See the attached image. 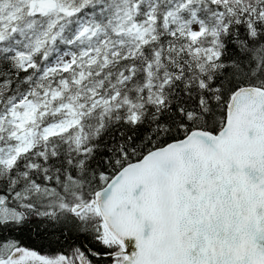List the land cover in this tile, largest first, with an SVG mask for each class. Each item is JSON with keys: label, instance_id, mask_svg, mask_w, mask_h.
Masks as SVG:
<instances>
[{"label": "snow or ice", "instance_id": "snow-or-ice-1", "mask_svg": "<svg viewBox=\"0 0 264 264\" xmlns=\"http://www.w3.org/2000/svg\"><path fill=\"white\" fill-rule=\"evenodd\" d=\"M0 264H264V0H0Z\"/></svg>", "mask_w": 264, "mask_h": 264}]
</instances>
